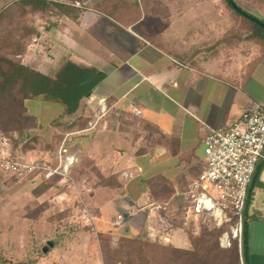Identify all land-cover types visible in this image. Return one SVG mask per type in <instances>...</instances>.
Returning a JSON list of instances; mask_svg holds the SVG:
<instances>
[{"label": "crops", "instance_id": "0c3cea01", "mask_svg": "<svg viewBox=\"0 0 264 264\" xmlns=\"http://www.w3.org/2000/svg\"><path fill=\"white\" fill-rule=\"evenodd\" d=\"M233 1L264 22V0ZM70 3L79 8L77 18L60 20L64 33L58 34L69 53L66 61L103 77L68 118L61 105L46 102L38 105L36 116L42 130L59 132L58 116L70 125L81 115L90 120L99 102H105L107 113L96 130L85 132V125L67 132L69 152L78 160L96 162L105 175L101 186L90 189L86 204L96 217L94 234L40 241L38 255L29 252L28 241L19 247L10 220L4 234L0 228V249L12 262L23 257L27 264H103L99 234L158 239L185 248L186 227L177 212L204 169V136L239 118L249 102L264 104L261 40L247 28L245 47L251 50L245 61H238L237 28L242 20L223 0ZM261 189L260 205H249L247 211V264H264ZM118 213L123 214V226L109 227ZM51 240L54 246L46 254L43 248Z\"/></svg>", "mask_w": 264, "mask_h": 264}, {"label": "rangeland", "instance_id": "374dc122", "mask_svg": "<svg viewBox=\"0 0 264 264\" xmlns=\"http://www.w3.org/2000/svg\"><path fill=\"white\" fill-rule=\"evenodd\" d=\"M19 1L21 0H0V13L5 11L0 18V57H7L36 71L42 69L44 72L47 71L46 75L55 77L63 65L68 63L66 60L69 57L67 48L60 42L58 36L59 33H64L61 29L64 23L60 20L64 22L65 17L72 18L71 14L58 15L52 7L45 14L30 12L16 7ZM59 1L70 3L69 0ZM72 14L77 16L78 12ZM238 17L242 22H239L237 28L236 53L238 61L242 62L248 58L251 50L250 47H245L244 41L246 29L251 23L241 15ZM44 60L51 63L50 68H45ZM41 103L45 101L40 98L25 100V113L20 116L16 113L18 107L7 106L4 110H0V137H5L9 145L11 144V157L19 156L26 160H35L45 164L46 167L56 169L59 164L56 153L60 146L64 144L63 148L69 152L68 115L65 114L67 118L58 116L57 122L61 127L59 132L52 129L42 130V126L38 128L40 122L36 116L38 105ZM24 135H28V141L22 144ZM75 157L76 161L68 171H63L61 167L57 170V174L49 179H41L34 174L16 177L0 169L1 234L9 230L7 225L11 220L13 237L20 242L19 247L21 243L26 245L28 241L29 252L36 250L38 255L42 254V248L40 251L38 245L40 241L58 236L64 240L74 234L87 231L94 234V230L84 226L80 220L81 207L88 203V198L92 194L90 189L102 184L105 175L96 162L87 157L79 160L76 155ZM263 176L264 171L261 173V177ZM46 180H53V186L43 194L35 195L34 189ZM261 193V188H254L250 209L256 203L260 205ZM96 212L99 215L98 210ZM26 218L29 219L26 221ZM237 224L229 221L218 226L208 217L190 221L184 228L189 243L185 248L174 247L158 239L148 240L129 235L122 237L121 234L111 236L107 233L101 236L103 242H98V248L103 264H144L149 261L148 264H184L183 258L178 257V253L172 250L191 251L195 248L201 262L206 259L210 264H241L239 239L232 238L231 233L237 228ZM225 234L229 237V243H221ZM131 239L134 240L133 244ZM143 241H148L153 246L151 250L140 245ZM2 251L1 247L0 264L28 263V259L23 257H15L12 262L9 259L13 257L8 259ZM18 261L20 262L17 263Z\"/></svg>", "mask_w": 264, "mask_h": 264}, {"label": "built area", "instance_id": "2783aa9c", "mask_svg": "<svg viewBox=\"0 0 264 264\" xmlns=\"http://www.w3.org/2000/svg\"><path fill=\"white\" fill-rule=\"evenodd\" d=\"M106 113L105 102L100 101L84 131L94 130ZM133 113L140 115L141 112L133 108ZM24 143L25 140L22 144ZM202 144L204 169L184 193L186 204L181 211L177 212V215L181 217L185 227L190 221L207 217L221 226L230 221V215H234L238 219L237 228H239L240 213L247 187L264 149V104L249 102L239 118L232 123L220 129L209 130ZM62 145L56 153L59 164L56 169H51L35 160L12 158L8 139L2 137L0 139V169L16 177L34 174L41 179H49L57 174V170L61 167L63 171H68L76 161L75 155L69 153L63 148L64 144ZM261 168L264 171V156L259 169ZM261 218L264 220V209ZM95 219L94 213L87 205H82L80 213L82 224L94 230ZM123 222V214L118 213L109 222V227L121 228ZM225 236L226 241L223 240ZM224 242H230L227 234L221 239V243Z\"/></svg>", "mask_w": 264, "mask_h": 264}, {"label": "trees", "instance_id": "16d2710c", "mask_svg": "<svg viewBox=\"0 0 264 264\" xmlns=\"http://www.w3.org/2000/svg\"><path fill=\"white\" fill-rule=\"evenodd\" d=\"M74 0H69V2ZM227 6L230 5L226 0H223ZM71 3L59 1V0H21L16 4V7L22 10H28L35 13H48V9L52 7L58 15H70L73 19L77 16L72 14L73 12H79L78 9L70 5ZM233 10V9H232ZM234 11V10H233ZM5 13L2 11L1 16ZM238 14V13H237ZM73 15V16H72ZM239 15V14H238ZM250 28L252 30V36L261 40V47L264 51V30L258 27L256 24L250 22ZM33 32V31H31ZM103 74L84 67L76 66L72 63H65L55 77L43 74L39 71L26 67L17 61L8 59L7 57H0V110H4L5 107H18L17 116L25 113L24 101L40 98L41 100L49 103H55L61 105L63 112L66 115H73L79 108L80 101L83 98L89 97L95 86L102 79ZM90 116H79L75 119L72 125L67 128V132H71L73 128L81 130L87 122ZM83 125H82V124ZM40 124L38 128H40ZM56 126L59 123L56 122ZM61 128V127H60ZM28 135L22 137V142L25 140L27 143ZM1 139V137H0ZM30 140V139H29ZM11 145V144H10ZM9 145V146H10ZM12 151V150H11ZM12 158H14L12 156ZM262 167V166H261ZM263 169H259L257 177L254 182V186L251 189V196L249 199V205L252 199V191L254 188H263L264 182L260 181L261 173ZM47 181V180H46ZM43 181L42 185L36 187L33 191L35 195H40L49 190L54 181ZM104 182V181H103ZM102 182V184H103ZM99 184L97 186H101ZM230 215V214H229ZM230 222H237V217L230 215ZM248 218V217H247ZM102 234L98 235V241L103 242L101 239ZM127 235H122L126 237ZM101 239V240H100ZM132 244H133V239ZM141 242V241H139ZM140 245H144L145 248L151 250L153 247L148 241H143ZM158 247H156L157 249ZM159 249V248H158ZM165 250V249H164ZM174 253H178V257L183 258L184 264H210L206 259L199 261L197 249L191 251L172 250ZM245 255H246V231H245ZM102 258V256H101ZM103 262V259H102ZM150 263V261L148 262ZM145 262L144 264H148Z\"/></svg>", "mask_w": 264, "mask_h": 264}, {"label": "water", "instance_id": "95a60500", "mask_svg": "<svg viewBox=\"0 0 264 264\" xmlns=\"http://www.w3.org/2000/svg\"><path fill=\"white\" fill-rule=\"evenodd\" d=\"M226 1L236 13H238L239 15L244 17L245 19L256 24L258 27H260L261 29L264 30V22H262L260 19H258L256 17H253L252 15L247 13L246 11H243L240 7H238L236 5V3L233 0H226ZM263 156H264V149L262 151V157ZM262 157H261L260 161L255 166L251 181L247 187L246 195H245V198L243 201V206H242L241 213H240L239 254H240L241 264H247L246 255H245V231H246L247 211H248V207H249V199L251 196V189L254 186V182H255V179L257 177L260 165H261ZM53 246H54V241H52V240L48 241L46 243L45 247L43 248V252L46 253L48 251V249L53 248Z\"/></svg>", "mask_w": 264, "mask_h": 264}, {"label": "bare ground", "instance_id": "6f19581e", "mask_svg": "<svg viewBox=\"0 0 264 264\" xmlns=\"http://www.w3.org/2000/svg\"><path fill=\"white\" fill-rule=\"evenodd\" d=\"M231 233H232V238H238L239 237V228L232 230ZM225 239H226V236L224 237V241H226Z\"/></svg>", "mask_w": 264, "mask_h": 264}]
</instances>
